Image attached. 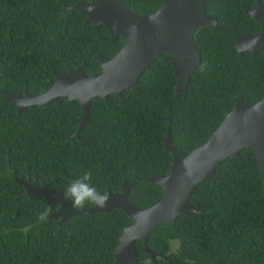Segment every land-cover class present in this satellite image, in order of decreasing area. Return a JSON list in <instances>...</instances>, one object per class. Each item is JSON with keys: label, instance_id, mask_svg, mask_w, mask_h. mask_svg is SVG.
<instances>
[{"label": "trees", "instance_id": "trees-1", "mask_svg": "<svg viewBox=\"0 0 264 264\" xmlns=\"http://www.w3.org/2000/svg\"><path fill=\"white\" fill-rule=\"evenodd\" d=\"M86 1L0 0V89L35 95L48 90L56 74L79 65L86 64L89 75L101 72L99 56L113 57L125 38L114 42L104 25L96 28L71 8ZM124 1L139 15L164 2ZM207 1L206 11L218 25L196 33L201 65L186 92L175 95L173 60L164 52L136 85L93 99L79 135V100L62 96L19 112L0 97V264H114V250L133 221L119 207L62 221L52 216L59 203L29 194L20 178L55 193L89 171L107 194L135 182L130 200L147 208L163 188L144 180L170 172L168 117L174 145L190 153L210 138L238 96L249 103L264 97V52L240 54L235 47L239 36L261 32L245 12L256 0ZM254 153L243 148L199 184L191 202L200 213L181 214L155 228L149 244L158 256L147 264H264V182ZM49 206L53 213L39 222ZM137 248L139 261H145L142 239Z\"/></svg>", "mask_w": 264, "mask_h": 264}, {"label": "water", "instance_id": "water-1", "mask_svg": "<svg viewBox=\"0 0 264 264\" xmlns=\"http://www.w3.org/2000/svg\"><path fill=\"white\" fill-rule=\"evenodd\" d=\"M207 0H164L155 11L139 15L133 12L124 0H93L78 2L71 6L86 15L85 22L96 28L104 25L117 40L125 38L124 45L111 58L101 55L100 73L87 74L85 65L62 74H56L55 82L39 94H12L0 89V97L12 101L21 112L34 105H44L60 97L79 100L82 119L76 135L88 122L93 99L110 94H122L136 85L143 74L164 52L173 60L176 75L175 95L186 92L192 75L201 65V49L196 33L202 27H216L218 19L206 11ZM91 8V11H89ZM246 14L261 25V32L254 36H241L235 47L239 53L250 51L253 54L264 52V0H256ZM242 42L246 43L243 46ZM166 132L164 145L173 154L168 174H160L144 182L161 185L160 198L150 207L135 205L130 200V190L135 182L125 181L122 190H108V202L103 208L93 205L85 209H72L64 199L63 191L51 193L31 178H20L33 196L56 200L60 208L52 216L66 221L73 215L109 212L122 208L133 221L124 228L119 244L114 250V264H147L157 260V252L150 247V238L155 228L175 221L181 214H198L191 197L199 184L216 174L217 167L228 158L237 156L243 148L254 149L260 176L264 182V97L249 103L242 96L237 97L234 107L227 112L220 126L210 138L190 153L176 147L172 141L171 119ZM142 239L148 258L139 261L137 240Z\"/></svg>", "mask_w": 264, "mask_h": 264}, {"label": "clouds", "instance_id": "clouds-1", "mask_svg": "<svg viewBox=\"0 0 264 264\" xmlns=\"http://www.w3.org/2000/svg\"><path fill=\"white\" fill-rule=\"evenodd\" d=\"M89 11H91V8H89ZM63 195L66 201H71L73 209H82L89 204L103 208L107 205L109 199L108 194L94 184L92 173L89 171H85L69 180L63 190ZM53 211L49 206L39 214L38 221L46 222Z\"/></svg>", "mask_w": 264, "mask_h": 264}, {"label": "flooded vegetation", "instance_id": "flooded-vegetation-1", "mask_svg": "<svg viewBox=\"0 0 264 264\" xmlns=\"http://www.w3.org/2000/svg\"><path fill=\"white\" fill-rule=\"evenodd\" d=\"M92 1H93V0H89V1H86V2H92ZM246 9H247V8H246ZM245 11H246V10H245ZM242 36H245V35H242ZM239 37H241V36H239ZM239 37H238V38H239ZM238 38H237V39H238ZM237 39H236V40H237ZM236 40H235V43H236ZM115 41H116V40H115ZM115 41H114V42H115ZM242 44H243V46H246V43H245V42H242ZM246 52H248V51H246ZM244 53H245V52H244ZM244 53H240V54H244Z\"/></svg>", "mask_w": 264, "mask_h": 264}]
</instances>
